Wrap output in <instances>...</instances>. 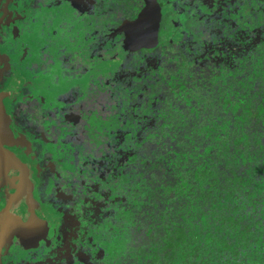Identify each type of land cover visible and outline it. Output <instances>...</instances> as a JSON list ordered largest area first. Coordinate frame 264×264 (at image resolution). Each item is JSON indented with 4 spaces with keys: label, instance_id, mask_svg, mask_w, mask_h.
Returning a JSON list of instances; mask_svg holds the SVG:
<instances>
[{
    "label": "trees",
    "instance_id": "trees-1",
    "mask_svg": "<svg viewBox=\"0 0 264 264\" xmlns=\"http://www.w3.org/2000/svg\"><path fill=\"white\" fill-rule=\"evenodd\" d=\"M143 3L105 2L103 26L131 21ZM159 7L154 49L133 52L118 28L116 58L89 73L115 66L134 80L133 97L119 106L130 108L125 122L134 128L121 144L133 151L117 171L125 194L98 237L97 264H264V0ZM93 34L84 40L96 42L92 59L105 36L90 42Z\"/></svg>",
    "mask_w": 264,
    "mask_h": 264
},
{
    "label": "flooded vegetation",
    "instance_id": "flooded-vegetation-1",
    "mask_svg": "<svg viewBox=\"0 0 264 264\" xmlns=\"http://www.w3.org/2000/svg\"><path fill=\"white\" fill-rule=\"evenodd\" d=\"M19 1L20 0H0V55L3 57L0 60L4 61V67L7 69L4 72L3 78L0 79V95H6L8 91L5 90L10 88L12 93L9 96V100L2 98L0 99H2L4 104L7 106L6 114L9 111V117L11 119L10 123H12L11 125L15 128L16 135L19 137L18 138L16 135L15 137L14 135H11L7 128L3 137L2 145H0V264H72V260L69 259L70 256L73 259H77L78 264H84L81 263L83 260L79 259L81 254L89 258L88 263L96 262L97 264V260L103 257L101 251L98 250L99 248L103 247L101 244L102 241L98 237L102 236L104 233H107L111 223L115 221L114 209H117L118 200L120 197L119 195H112V197H110L111 200L113 199V202L111 203L113 207H111L109 210L101 211L100 203L93 201V199L91 200V204L89 206L87 205V202H89V195L95 193V191L98 190V187L101 186L100 183L95 182L94 179H104L105 177L102 175V173H100L96 166L91 165V163L96 161L97 157L93 158V156H88L87 154L85 160L84 146L82 144L81 145L83 147L78 146V150H73L71 148L72 146L78 145L75 144V142L80 144L81 136H76V138L72 141L68 139L67 143L63 138L57 139L55 142H49L47 144L44 142L45 139L42 140L41 133H43V129L46 127L50 128L56 124L55 121H50L51 124L47 121L49 118H55L56 115L59 114H51L50 110H53V108L50 107L59 105L61 100H65L64 97L61 98L62 95L59 97V94L62 92L63 87L67 82L63 84L61 80L59 81V78L55 79V85L51 87V90L49 92L46 91L45 94L41 93V95L38 92V86H41V82L37 81V79L44 78L45 76L43 73H38L37 77L34 76V78H30L29 76L23 74L19 76V66H17V62L15 63V59L18 61L19 57L23 54L19 43L20 38L22 39L23 37L21 36L19 38V26H17V24L20 26L22 24L25 29H28L32 22H25L22 19L20 20L18 17H16V19H18L17 21L11 22V20L14 19L10 14L12 11L17 9L18 5L20 4ZM104 1L109 2V0H103V2ZM103 2L102 4L105 3ZM52 3L54 4L55 2ZM52 3L47 2L49 5H53ZM97 5L98 7L96 9L98 11L100 5L98 3ZM231 7L232 5L229 6V8ZM233 7L238 8V2L235 3ZM40 8L41 6L38 7V10ZM50 8L51 11H54L53 6ZM123 24L124 23H122L120 26H118V24H114L112 29L106 27L104 30H97V35H99L98 38L105 34L102 39L104 40L108 39V37H111L112 44H115L117 41L115 38H113L112 33L115 32L116 29L120 28ZM97 35L94 33L93 39L92 37H89L88 40H90V42L91 40H99L96 38ZM33 38L34 33L31 36L32 40ZM36 38L38 39V37L35 36V40ZM9 40L17 42L19 46L14 45L10 49L9 44H7V41L9 43ZM103 40L100 41L103 44L100 45L99 49L103 51L106 48L107 51L110 50L112 53H114L118 45L116 44L117 46H114V48L111 50L110 46ZM14 70L18 71V74L15 77H13L11 74ZM122 73L124 74V72ZM67 80H69V78ZM125 82L131 84V86H129L127 89L128 91H126V95L130 94V98L128 99L130 100L131 97H133L132 86L134 80L126 79ZM122 102L124 103L125 100ZM0 107L3 109L2 105H0ZM21 108H23V112H21L18 116L17 112ZM129 109L130 108L128 106H123V110L120 111L119 107H116V115H119L122 123L118 122L119 129L118 131H113V133L111 131L104 133L101 132L100 129H96V131L93 133H89L87 131L92 129V126H85V134L88 136L85 138H89L91 140V137H94L96 140H94V150L92 152H96L99 155V150H102L106 146V144H102V137L104 135H107L108 138H111V141L115 142L118 141L116 139L117 137L123 138L125 137L126 133H128V135L130 134L134 128L130 127L129 123L126 125L125 121L132 119V117H123V115H127V113H129ZM21 120H24L26 123L22 124L20 122ZM126 126L129 127L127 128ZM68 129L71 130V128ZM73 133L76 134V131L73 130ZM85 134L83 135L85 136ZM89 135L91 137H89ZM63 137H67V134ZM23 138L25 139L22 141ZM121 144L122 143H120V148L122 146ZM29 145L34 146L37 156L36 162L39 164L38 166L42 170V175L39 178L37 185L34 181L32 182L31 191H35L34 197L36 198L38 193L39 198L48 210H51L55 213L52 206H62V198L64 197V195L61 194L62 190L66 192L67 197L70 196L67 193H70V189L77 190L79 192L82 190L84 193V195H81V200L78 196H76L78 207L76 206L75 210L71 209L74 224L79 219L81 220V229L79 234L75 233L76 235L74 236H68V238H75L76 236H79V243L74 246V249L71 252L65 249V221L67 220L69 213L64 215V212H62L63 217H59V228L57 229L56 235L49 236L45 241H42L37 248L33 249L32 252V249L25 251L24 249H27L33 240L31 238L24 240L21 239L19 235L15 234L19 231L22 225V213L24 214L26 202H29L28 198L24 199L25 197L21 198L20 196H25L28 193H31V191H28L26 188L25 181H23L24 178L22 176L21 168L25 165L31 164V159L27 158L26 156V154H29L28 151H26V147L28 148ZM4 148L17 154L18 158L26 161V164L18 161L19 159L17 158L15 159L13 155H11L12 153H8L9 155L4 154ZM131 149L132 148L130 146L124 148L121 152L122 157L120 159L113 156L107 157L109 161V166L107 163V168L109 170H114L117 173L120 165L126 161L128 154L133 151ZM66 150H69L70 152L67 154L68 158L63 164L69 165L68 172L64 171L66 169H62V165L59 166L61 156H63V153ZM99 161L100 159H98V163ZM117 161H119V163ZM49 164H56L63 171L60 170L59 173L53 172L52 170L49 171L47 170ZM27 167L30 170L29 166ZM46 171L49 172L47 173ZM50 172L54 173V175H50ZM88 178L93 179V181L89 183ZM100 190L99 193L101 192ZM116 190L118 189L115 188V191ZM101 194L106 195L107 193L102 192ZM110 194L111 193L106 196L108 197ZM49 202L52 206H50ZM89 207L91 208V211L87 209ZM77 209H81V213H79ZM93 246L95 251L94 249L91 250ZM27 251H30L28 256ZM43 257H47L46 262L44 261L45 258Z\"/></svg>",
    "mask_w": 264,
    "mask_h": 264
},
{
    "label": "rangeland",
    "instance_id": "rangeland-1",
    "mask_svg": "<svg viewBox=\"0 0 264 264\" xmlns=\"http://www.w3.org/2000/svg\"><path fill=\"white\" fill-rule=\"evenodd\" d=\"M47 2L55 3H52L53 5H49ZM102 2L103 0H97L99 5ZM19 3L20 6L18 5L16 10L12 11L11 14L9 12L14 19L11 20V22L17 21L18 19H16V17L20 20H24L25 22L32 21L28 29H25L22 24L21 26L17 24V26H19V38L21 36L23 37L22 39L20 38L19 42L23 54L19 57L18 61L15 59V63L17 62V66H19V76L23 74L29 76L30 78H34V76L37 77L38 73H43L45 77L37 79V81L41 82V86H38L39 94H45L46 91L49 92L51 87L55 85V79L59 78V81L61 80L63 84L67 82L64 85L62 92H60L59 97L62 93L67 94L69 89L72 90L76 97L70 107L68 105V98L66 95L61 96V98L64 97L65 100H61L59 105L50 107L53 108V110H50L51 114H59H57L55 118L53 117L47 120L50 124V121H55L56 124L50 128L43 127V133H41L42 140L45 139L44 142L47 144L63 138L67 143L68 139L72 141L76 138V136H81L80 144L74 141L75 144L78 145L72 146L71 148L73 150H78V146H84L85 160L87 154L88 156H93V158L97 157L96 161L91 163V165L96 166L100 173H102L105 177L104 179H94V181L100 183L101 186L98 187V190L95 191V193L89 195V202H87V205L89 206L91 204V200L93 199V201L100 203L101 211L109 210L113 207L111 204L113 199L111 200L110 197H112V195L121 196V194H125V191L122 189L115 191V188H117L119 183V177L114 170H109L107 168V163L109 166L107 157H115V154H120L123 151L120 148V143H123L124 137H117L116 139L118 141L113 142L111 141V138L104 135L102 137V144H106V146L102 150H99L100 154L98 155L96 152H92L94 150L95 138L90 135L89 137H91V140L89 138H85L88 137L85 134V126H92V129L87 131L89 133H93L96 129H100V131L104 133L107 131H111L112 133L113 131H118L119 124L117 119L118 116L116 115V107L118 108L120 104L123 103L121 101L128 100L130 98V94L126 95V91H128L127 89L131 86V84L125 82L124 74L122 71L116 69L115 66L109 67L106 74L102 71L90 79L89 73L95 67L101 69L99 61L105 63L104 60H109L111 57L116 58V56L115 53L107 51L105 48L99 53V58L95 57L92 59L89 57L87 52L90 51L89 48L96 42L87 44L84 42V40L92 34V31L104 30L108 27L103 26V24L108 20L109 15L102 16L101 14L104 8L99 6L98 11L96 9L102 17L101 20H98L99 22H96L97 20L93 19L94 15L89 12L83 13L82 19L80 15L77 14L78 10L77 12H73L69 7H67V0H64L63 4H61L59 0H20ZM39 6H41V8L38 10ZM52 6L54 11H51L50 7ZM97 7L98 5H96V8ZM114 13L117 16L121 14V12L117 10L114 11ZM58 16H60V20L57 19ZM91 26L93 30L90 32ZM33 33L34 41L31 39ZM35 36L38 37V39L36 38L35 40ZM7 44H9L10 49L14 45L19 46L17 42H13L12 40H9V43L7 41ZM114 46L115 44H111L110 49L112 50ZM1 58L3 57L0 55V59ZM36 69H39V72H37ZM112 69L117 71V76L112 75ZM11 74L15 77L18 74V71L14 70ZM68 78L69 80H67ZM81 105H83V107H81ZM124 116L130 117V114L127 113V115H123V117ZM68 128H71V130ZM73 130L76 131V134H74L75 132L73 133ZM66 134L67 137H63ZM83 134H85V136ZM26 151H28L31 158L37 161L33 145H29L28 148L26 147ZM26 156L29 155L26 154ZM67 158L68 155L63 154V156H61L59 166H61ZM98 159H100L99 163ZM47 170L59 173L62 169L56 164H49ZM49 171L46 172L48 173ZM49 174L54 175L52 172ZM28 178L30 182H33L30 180V174H28ZM88 179L89 183L93 181V179ZM99 190L101 191L100 193ZM102 192H106V195L109 193L111 194L107 197L106 195L101 194ZM67 193L69 195L78 196L81 200V194L79 191L73 190L70 193ZM61 194L64 195V197L62 198V206H59L60 208L52 206L49 202L56 215L60 218L63 217L62 212H64L65 215L71 211L68 207L71 201L66 199V192L62 190ZM101 197H103V199H101ZM87 209L91 211L90 207ZM72 210H75V208ZM77 211L81 213L82 210L77 209ZM24 219L25 217L21 218L22 224L25 223ZM80 221V219L77 222L75 221V224L73 222L72 229L66 228L65 249L69 252H71L74 249V246L79 243V236H76L75 238H68V236L79 234L81 229ZM33 238L31 239L34 240ZM39 245L40 243L37 244V241H32L30 243V247H33L31 252ZM93 249L94 246L91 250ZM29 252L30 251H27V256L29 255ZM43 258H45L44 261L46 262L47 257ZM81 263L84 262L82 261ZM88 264H96V262H90Z\"/></svg>",
    "mask_w": 264,
    "mask_h": 264
},
{
    "label": "snow or ice",
    "instance_id": "snow-or-ice-1",
    "mask_svg": "<svg viewBox=\"0 0 264 264\" xmlns=\"http://www.w3.org/2000/svg\"><path fill=\"white\" fill-rule=\"evenodd\" d=\"M61 4L64 3V0H59ZM160 0H144L141 14L131 18L132 22H126L122 31L126 34L125 39L132 49L133 52L139 51L141 48H153L156 44L159 43V30L158 22L161 19V8L159 7ZM97 0H67V7L73 12H77L78 15L83 19V13L89 12L92 15H97L96 12ZM100 7H103V4H100ZM143 55L151 56V53H146ZM158 55V53H157ZM143 63V61H141ZM7 69L4 67V61L0 60V79L3 78L4 72ZM39 72V69H36ZM7 91V90H6ZM66 95L68 98V105L71 106L72 101L76 99L75 94L69 89ZM3 104V100L0 99V105ZM31 107V106H30ZM83 107V105H81ZM23 112V108L19 109L17 115ZM11 121L8 119V114L3 110H0V145H2L3 137L5 135L8 124ZM22 124L26 122L24 120L20 121ZM73 191L70 189V192ZM80 194L84 195L83 191L80 190ZM66 199L70 200L71 203L68 205L70 209H74L77 206V198L75 195H70ZM103 199V197H101ZM73 219L72 212H69L68 218L65 221V226L67 229H72ZM47 225L42 223L39 219L33 218L30 223H24L21 225L19 231L15 233L19 235L21 239L27 240L32 237L37 239L41 234L46 235ZM69 259L72 260V264H78L77 259H73L71 256ZM84 261V264H88L89 258L81 254L80 258Z\"/></svg>",
    "mask_w": 264,
    "mask_h": 264
},
{
    "label": "water",
    "instance_id": "water-1",
    "mask_svg": "<svg viewBox=\"0 0 264 264\" xmlns=\"http://www.w3.org/2000/svg\"><path fill=\"white\" fill-rule=\"evenodd\" d=\"M66 14V12H65ZM141 14V13H140ZM139 14V15H140ZM161 15V14H160ZM58 20H60V16H58L57 18ZM163 20H164V17L161 15V19L159 20L158 22V30L160 29L162 23H163ZM127 22H132V21H127ZM126 23V22H125ZM124 23V24H125ZM123 24V25H124ZM123 25L120 27V30L122 29ZM122 31V30H121ZM124 49H126L124 46H123ZM11 89V88H10ZM10 89H7V94L4 95V94H1L0 95V98L2 99H5V100H9V96L11 93ZM6 91V90H5ZM3 106V109L0 107V110H3L5 113H6V109H7V106L4 104H2ZM8 108H9V105H8ZM9 110V109H8ZM8 114V119L11 121L10 117H9V111L7 112ZM12 123H9V125L7 126L8 130L10 131L9 133L11 135H16V130L15 128L11 125ZM17 136V135H16ZM18 137V136H17ZM19 138V137H18ZM25 138L22 139V141L24 140ZM5 152L4 154H8V153H12L11 155H13V157L16 159H19L18 161L26 164V161H24L23 159H20L18 158L17 154L11 152L10 150L4 148ZM9 155V154H8ZM29 155V154H28ZM27 158H30L31 159V164L29 165H25L22 168V176L24 178L23 181H25L26 183V188L28 189V191H31L32 190V182L29 181V178H28V174H30L31 178L30 180L31 181H34L35 184L37 185L38 183V180L39 178L41 177L42 175V170L41 168L38 166L39 164L33 159L31 158V156H27ZM33 161V162H32ZM30 168V170L28 169V167ZM62 169H66L64 171L68 172L69 170V165L67 164H62ZM29 172V173H28ZM35 192V191H34ZM34 192L31 191V193H28L27 195L25 196H20L21 198L25 197L24 199L28 198L29 199V202H26V206H25V211H24V214L22 213V216L25 217L24 221L25 222H28L30 223L33 218H37L39 219L42 223L44 224H48V227H47V232H46V235L44 234H41L40 237L37 239L36 237H34L33 241H37V244L38 243H41L42 241H45L49 236H55L56 233H57V229L59 228V216L56 215V213L52 212L51 210H48L46 208V206L43 204V202L41 201V199L39 198V195L37 193V198L34 197ZM32 200V201H31ZM33 247H28L27 249H24L25 250H28V249H32Z\"/></svg>",
    "mask_w": 264,
    "mask_h": 264
},
{
    "label": "crops",
    "instance_id": "crops-1",
    "mask_svg": "<svg viewBox=\"0 0 264 264\" xmlns=\"http://www.w3.org/2000/svg\"><path fill=\"white\" fill-rule=\"evenodd\" d=\"M70 151L69 150H66V151H64V153L63 154H68ZM37 219V218H36Z\"/></svg>",
    "mask_w": 264,
    "mask_h": 264
}]
</instances>
